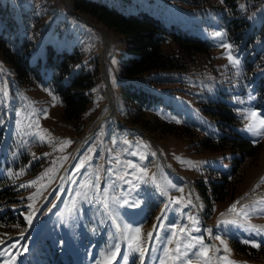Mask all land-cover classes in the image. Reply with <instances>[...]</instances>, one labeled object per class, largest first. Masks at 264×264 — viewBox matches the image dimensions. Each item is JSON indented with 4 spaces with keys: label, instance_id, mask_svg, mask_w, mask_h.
I'll return each instance as SVG.
<instances>
[{
    "label": "rangeland",
    "instance_id": "rangeland-1",
    "mask_svg": "<svg viewBox=\"0 0 264 264\" xmlns=\"http://www.w3.org/2000/svg\"><path fill=\"white\" fill-rule=\"evenodd\" d=\"M26 1L32 3L41 18L42 35L49 26H55L49 42L56 48L64 43L68 48L75 44L81 52L76 67L97 64L99 71L95 83L85 90L89 103L83 118L73 125L62 120V106L48 86L19 84L12 70L0 60V176L14 192L12 199L16 201L8 206L9 197L0 201L4 206L0 216L4 209H10L14 217L0 221V264H21L25 236L33 235L43 212L59 194L64 170L87 137L89 140L70 168L65 193L47 216L33 254L48 256L49 264H65L70 259L67 253L71 254L74 246L76 253L84 249L90 264H105L106 257L115 251L114 246L119 245L112 264H141L146 250L144 264H173L165 252L175 256L177 239L195 243V238H202L203 245L213 249L209 253L210 264H264L263 260L245 258L233 244L252 247L251 243H244L248 240L260 245L252 248L264 247V135H253L245 127L250 122L245 114L250 111L264 118V95L262 91L258 95L255 88L257 79L264 76V53L259 58L255 55L258 45L264 42V0H235L232 4L205 0L199 6L187 0H126L129 9L160 16L166 23L173 22L206 39L211 46L209 53L197 54L184 69L153 71L141 79L158 97L147 107V116L181 128L192 126L195 136L184 138L145 131L129 123L128 114L133 108L121 98L119 88L120 83L127 82L118 71L120 59L126 54L122 35L74 9L71 0ZM243 22L247 27H242ZM217 32L222 36H216ZM244 38H248L245 43ZM225 43L232 46L231 54L239 59V68L229 63L228 49L222 46ZM40 46L38 42L32 51L33 63L38 59ZM172 47L173 44L165 46ZM214 100L231 105L240 122L218 126L223 122L205 112L214 106ZM110 108L116 112L115 118L105 121ZM228 129L254 143L261 142L262 150L254 164L247 159L235 171L236 176L242 174V180L233 198L215 203L211 185L222 180L221 174L232 176L239 152L197 151L194 146L199 139L219 138ZM45 133L50 135L42 141L40 135ZM62 141L71 143L62 145ZM85 157L89 159L77 171L75 166ZM129 162L137 167H128ZM125 172L128 175L123 180L117 179ZM32 181L38 182L31 184ZM133 201H139L138 205L130 206ZM233 204L237 211L243 208L247 217L229 212ZM29 215L31 224L26 220ZM190 218L198 223L193 224ZM231 219L237 223H222ZM125 226L141 229L143 258L129 248L130 234ZM131 236L135 245L136 234ZM217 236L226 242L228 252ZM199 248L197 245L190 249L189 255L175 264H185L186 259L196 261L192 253ZM5 251L10 255H5ZM184 251L181 248V256ZM200 261L202 264L203 257Z\"/></svg>",
    "mask_w": 264,
    "mask_h": 264
},
{
    "label": "trees",
    "instance_id": "trees-1",
    "mask_svg": "<svg viewBox=\"0 0 264 264\" xmlns=\"http://www.w3.org/2000/svg\"><path fill=\"white\" fill-rule=\"evenodd\" d=\"M187 1L199 6L205 0ZM234 1L223 0L226 4ZM71 4L77 11L90 15L106 28L124 37L126 54L120 59L118 71L121 78L127 81L119 84L121 98L133 108L128 114L131 116L129 123L145 131L178 134L183 138L194 137L192 126L181 128L161 122L157 117L147 116V107L158 97L151 94L141 79L144 74L153 71L186 68L195 60L197 54L210 52L211 46L207 40L179 28L173 22L166 23L160 16L146 10H131L126 0H71ZM40 19L29 1L0 0V60L12 70L19 84L40 83L48 86L62 106V120L75 125L82 120L86 111L89 99L85 90L95 83L98 65L85 67L81 64L76 67L81 61L80 49L75 44L68 48L66 43L56 48L48 41L53 38L51 36L54 35L52 33L55 32V26H49V31L42 35V30L39 29ZM242 27H247L246 22L242 23ZM231 28L233 26H230V30ZM247 39L244 38V43ZM38 42L41 45L40 53L37 61L33 63L30 57ZM170 44L173 47L166 49L165 46ZM263 53L264 42L258 45L255 55L259 58ZM255 88L258 94L262 91L264 95V76L257 79ZM213 105L212 108L205 109V112L223 122L218 123V126L239 123L227 102L214 100ZM194 147L197 151L239 152V158H235L236 166L232 176L221 174L222 180L211 185V198L215 203L233 198L236 187L242 180V174L236 176L235 171L247 159L250 164H254L262 150L261 142L254 143L232 129H228L219 138L205 136ZM4 183V179L0 178V201L9 197L8 206L16 201L12 199L14 192ZM11 213L10 209H6L3 213L4 219L6 216L9 220L14 218ZM233 244L237 252L245 258L264 261V247L256 249L236 242Z\"/></svg>",
    "mask_w": 264,
    "mask_h": 264
},
{
    "label": "snow or ice",
    "instance_id": "snow-or-ice-1",
    "mask_svg": "<svg viewBox=\"0 0 264 264\" xmlns=\"http://www.w3.org/2000/svg\"><path fill=\"white\" fill-rule=\"evenodd\" d=\"M221 2H223V0H221ZM216 36H218V37L219 36H222V33L217 32L216 33ZM222 46L224 48L228 49L229 54H228V57L227 58L229 60V63L232 66H234L236 68H239V65H240L239 59L236 58V57H233L232 54H231L232 46L230 44H226V43L223 44ZM56 99L57 98L55 96H53V100L55 101ZM245 119H247V120L250 121L245 126L247 131L253 133V135H256V136L264 135V118H258V113H256L255 111H250L247 114H245ZM37 126H38V122H37ZM45 135H50V134H46V133L45 134H41L40 135V139L42 141L45 139ZM70 143H71L70 141H62L61 142L62 145H67V144H70ZM125 143H127V141H125ZM143 147L146 148L148 146L147 145H143ZM60 150H63V148H61ZM132 155H137V153L133 152ZM88 159H89V157H85L84 160H81L80 163L75 166L76 169H77V171H79V169L84 166L85 161L88 160ZM114 159H116L117 161L119 160L118 157H115ZM140 159L143 160L144 157L141 156ZM127 166L130 167V168H136L137 167L135 164H131L130 162L128 163ZM48 171L50 172L52 170L49 169ZM140 171H141V173L143 175H145V176L147 175L146 171L143 168H141ZM44 175H47V172ZM125 175H128V173L125 172L123 175H118L117 176V179L123 180ZM40 179H43V177H41ZM99 180H100V177L97 175L96 176V185L99 184ZM37 182L38 181H32L31 184H36ZM143 182L144 183H147V181H143ZM152 182L155 183L154 178H152ZM262 182H264V180H262ZM97 191H98V189H97ZM104 195L105 196L107 195V192L106 191H105ZM102 203H103V207L105 208V210H107L108 209V203H107V201L104 200V201H102ZM124 203H128V201L125 200ZM138 203H139V201H133L130 206H137ZM29 207L31 208L32 205H29ZM245 207H247V206H245ZM166 209H167V205L165 206V210ZM261 210L264 211V209H261ZM229 212L235 213L236 216L243 215L244 217H247V212H245L243 208L240 209V211H237L236 204H233L232 205V207L229 209ZM162 215H163V213H162ZM190 219H192V223L193 224L198 223V221L195 220L194 218H190ZM26 220L28 221L29 224H31L32 217L30 215L29 216H26ZM222 223H225V224H233V223H237V221L235 219H231V220L222 221ZM193 230L194 231H199L198 228H194ZM125 231H127L130 234L129 235V245H128L129 248L132 249L133 251L139 252L141 258H143V256H144V250H143L142 245H141V243L139 241V236H140V233H141V229L139 227H137V228H128L127 226H125ZM257 231H259V230H257ZM180 232L183 233L185 236L187 235V232L183 228L180 229ZM131 233H135L136 234V242H135V245H133V238L131 236ZM148 236H149V239H151L152 233H149ZM216 239L217 240H220V243L222 245H224V251L225 252H228L229 249L227 248L226 242L224 240H222L219 236H217ZM0 243H2V241H0ZM169 243H172V241L169 240ZM176 243H177V248H176V254H175V256H169V253L167 251L165 252V256L168 257L169 259H171L173 261V264H175V261L176 260H179V259H182L184 257H187L189 255V250L190 249H193V248H196L197 245H200V248L198 249L197 252L192 253V255L196 256V258H197L196 261H193L191 259H186L185 260V264H201V261H200V258L201 257H203L202 264H210L209 253L213 249L210 248V247H205L203 245V239L202 238H195V243H191V242H189V243H183L182 239H177ZM244 243H246V244L247 243H251V246L252 247H259L260 246L258 243L251 242V241H248V240H245ZM13 247H14V245H13ZM114 247H115V251H112L106 257L105 264H111V261L116 259L117 254L119 253V245H115ZM181 248H183L185 250L184 253H183V256H181ZM4 254L5 255H10V253H8L7 251H5ZM219 259L226 260V257H220ZM141 264H143V259H141ZM162 264H165V262H162ZM227 264H234V262L227 261Z\"/></svg>",
    "mask_w": 264,
    "mask_h": 264
},
{
    "label": "bare ground",
    "instance_id": "bare-ground-1",
    "mask_svg": "<svg viewBox=\"0 0 264 264\" xmlns=\"http://www.w3.org/2000/svg\"><path fill=\"white\" fill-rule=\"evenodd\" d=\"M115 114H116V112H115V113L112 112V109L110 108V109H109V112L107 113V115H106V117H105V121H108V120H112V119H114V118H115ZM88 140H89V137L83 139V141H82V142L79 144V146L75 149L73 158L70 160V162H68V164H67V166H66V168H65V170H64V174H63V176H62V182L64 183L65 188L67 187V183H68V173H69V170H70V168H71V166H72V163L74 162L76 156L78 155V153H79L80 150L82 149L83 145H84ZM46 213H47V212H44V213H43V215H42V219H41V220H40V218L38 219V222H39V220H40L39 224L41 223V221H44L45 218L47 217V215H46V217H45V215H44V214H46ZM39 224H37L36 229L38 228Z\"/></svg>",
    "mask_w": 264,
    "mask_h": 264
}]
</instances>
